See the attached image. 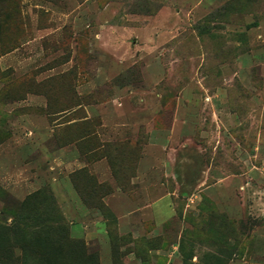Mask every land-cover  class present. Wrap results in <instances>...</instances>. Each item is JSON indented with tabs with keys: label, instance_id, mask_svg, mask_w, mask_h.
<instances>
[{
	"label": "rangeland",
	"instance_id": "374dc122",
	"mask_svg": "<svg viewBox=\"0 0 264 264\" xmlns=\"http://www.w3.org/2000/svg\"><path fill=\"white\" fill-rule=\"evenodd\" d=\"M0 264H264V0H0Z\"/></svg>",
	"mask_w": 264,
	"mask_h": 264
}]
</instances>
